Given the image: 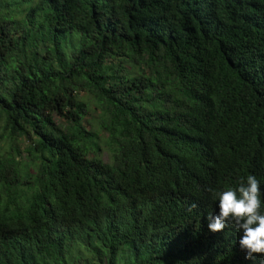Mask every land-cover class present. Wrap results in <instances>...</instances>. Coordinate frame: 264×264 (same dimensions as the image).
Returning <instances> with one entry per match:
<instances>
[{"label":"trees","instance_id":"16d2710c","mask_svg":"<svg viewBox=\"0 0 264 264\" xmlns=\"http://www.w3.org/2000/svg\"><path fill=\"white\" fill-rule=\"evenodd\" d=\"M32 2L0 4V264H264L207 219L249 174L264 214V0Z\"/></svg>","mask_w":264,"mask_h":264},{"label":"clouds","instance_id":"9594fccd","mask_svg":"<svg viewBox=\"0 0 264 264\" xmlns=\"http://www.w3.org/2000/svg\"><path fill=\"white\" fill-rule=\"evenodd\" d=\"M238 188L217 192L208 189L212 198L218 197L219 211L209 215L208 228L213 233L223 232L229 223L242 231L238 244L246 259L264 255V214H261V188L259 180L249 174L246 183L242 177ZM195 207V205L193 206Z\"/></svg>","mask_w":264,"mask_h":264},{"label":"rangeland","instance_id":"374dc122","mask_svg":"<svg viewBox=\"0 0 264 264\" xmlns=\"http://www.w3.org/2000/svg\"><path fill=\"white\" fill-rule=\"evenodd\" d=\"M7 1H14V0H0V4H6L7 3ZM38 0H33V5L37 2ZM27 7H25L24 6V8H23V10H25ZM1 11H3V10H1ZM1 14H3L2 12H1ZM7 19H9V20H11V19H13L12 17H9V18H7ZM84 97H81V99H83ZM92 119H93V116L91 117ZM56 120H57V124L58 125H64V122L61 120V118H59V117H57L56 118ZM27 146V144H24V148ZM10 151V147H9V145H7V144H5V143H0V157H2L3 155H5V154H7L8 152ZM102 158H103V160L104 161H106V162H110V153H109V151L108 150H104V152L102 153ZM23 160H25V161H27V160H29V156L27 155V154H25V156H24V158H23ZM75 255L77 256V257H86V258H88L89 257V254H88V252H86L84 249H76V251H75Z\"/></svg>","mask_w":264,"mask_h":264}]
</instances>
